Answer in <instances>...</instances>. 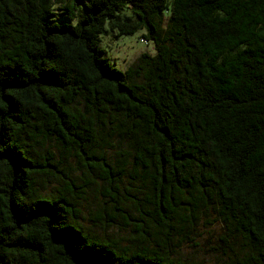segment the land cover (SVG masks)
I'll list each match as a JSON object with an SVG mask.
<instances>
[{
  "label": "trees",
  "instance_id": "trees-1",
  "mask_svg": "<svg viewBox=\"0 0 264 264\" xmlns=\"http://www.w3.org/2000/svg\"><path fill=\"white\" fill-rule=\"evenodd\" d=\"M141 29L154 55L125 71L103 57L102 36ZM51 143L97 176L99 223L134 244L86 228ZM210 212L264 264V0H0V264H200L151 240Z\"/></svg>",
  "mask_w": 264,
  "mask_h": 264
},
{
  "label": "rangeland",
  "instance_id": "rangeland-1",
  "mask_svg": "<svg viewBox=\"0 0 264 264\" xmlns=\"http://www.w3.org/2000/svg\"><path fill=\"white\" fill-rule=\"evenodd\" d=\"M123 15H133L128 8L123 11ZM66 19V18H65ZM75 22V21H74ZM166 25V23H165ZM145 29H141L133 34L117 35V32L110 31L108 35L100 38L99 47L104 50L103 57L121 71H125L134 64L142 53L154 55L155 46L152 42H147L143 38ZM140 81V79L138 80ZM104 134L100 141L105 147ZM109 153H114L124 147L120 138L114 137L111 142ZM51 150L60 160L62 172H57L58 176L72 177L77 184L84 187V191L79 194L80 208L82 210L81 221L86 228L94 233L107 235L118 240L121 245L128 246L136 242V234L131 227L118 224L105 228L99 223L98 205L103 196V187L97 176L94 174L85 175V162L79 161L75 155H66L51 143ZM134 178L127 176L126 188L129 193H135L137 184H133ZM42 195H56L62 189V182L57 177H45L40 175L37 184ZM214 213L200 215L198 221L193 226L181 228L173 235V241L168 242L160 239H152L154 247L165 246L173 257L190 263L200 264H248L244 246L238 239L227 237V232L221 221L214 220Z\"/></svg>",
  "mask_w": 264,
  "mask_h": 264
}]
</instances>
